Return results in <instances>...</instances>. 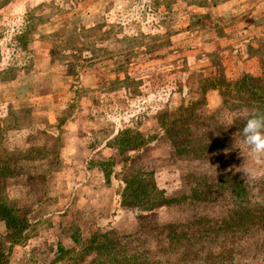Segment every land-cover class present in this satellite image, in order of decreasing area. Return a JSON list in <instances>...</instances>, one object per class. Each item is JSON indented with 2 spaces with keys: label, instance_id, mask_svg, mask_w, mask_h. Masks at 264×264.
I'll use <instances>...</instances> for the list:
<instances>
[{
  "label": "rangeland",
  "instance_id": "rangeland-1",
  "mask_svg": "<svg viewBox=\"0 0 264 264\" xmlns=\"http://www.w3.org/2000/svg\"><path fill=\"white\" fill-rule=\"evenodd\" d=\"M218 80L258 98L243 105L202 94ZM202 95L196 113L217 112V130H236L233 144L184 160L164 120ZM259 97L264 0H0V204L14 209L23 233L9 250L11 231L0 220V252L8 264H73L90 234L130 254L156 248L166 232L142 233L150 222L183 220L197 180L223 176L226 184L234 171L264 203V159L237 135L245 111H264ZM192 127L196 136L212 129ZM150 179L151 204H123L127 182ZM170 199L172 207L150 212ZM213 209L235 211L228 200ZM59 242L69 252L61 258ZM85 252L83 264L96 259Z\"/></svg>",
  "mask_w": 264,
  "mask_h": 264
},
{
  "label": "trees",
  "instance_id": "trees-1",
  "mask_svg": "<svg viewBox=\"0 0 264 264\" xmlns=\"http://www.w3.org/2000/svg\"><path fill=\"white\" fill-rule=\"evenodd\" d=\"M219 84L218 80L217 83L203 85L202 94L207 95L211 89L218 91L225 98L232 97L243 105L255 102L258 98L256 91L246 85H237L230 89ZM203 99L205 98L190 100L164 120L174 151L184 160L210 158L212 153L230 149L233 144L236 130H217L216 122L219 119L217 112L196 113ZM263 100L259 97V101ZM230 104L232 105L230 110L237 107L233 101ZM193 124L210 126L212 129H203L196 136L192 129ZM222 177H219L220 181L211 183L206 179L196 181L187 198L191 202H189L191 208L187 211L189 216L183 220L168 223L165 228L150 222V228L143 230L142 233H150L151 236L166 232L165 238L159 236L160 244L156 248L150 247V250L130 254L126 251L127 245L119 244L118 240L108 238L98 241L96 234H90L91 237L85 241L86 247L85 244L82 246L83 253L86 251L87 256L96 252L97 257L88 264H264V203L253 201L238 171H234L230 177L226 176L231 178L229 183L223 184ZM134 183L127 182L123 204L130 203L134 206L151 204L157 197L152 179L147 183L142 181L138 187L134 186ZM218 200H228L229 204L235 207V211L227 216L216 213L214 209L212 213V203L215 205ZM172 202L171 199L165 200L150 212L157 208L172 207ZM201 207L204 211L199 210ZM182 210L184 209H181L180 214ZM152 219L150 216V221ZM0 220L11 231L9 250H13L14 246L19 244V240L23 239L22 223L15 215L14 209L7 207L5 203L0 204ZM80 241L82 240L79 237L74 239L78 244ZM119 248L122 249L120 252ZM76 252L77 249L73 254ZM56 253L59 254L57 258H61L69 252H66L62 242H59ZM83 253L74 256L71 254L68 260L73 264H83L85 263ZM105 253L109 254L107 258L103 257ZM8 263V254L0 252V264Z\"/></svg>",
  "mask_w": 264,
  "mask_h": 264
},
{
  "label": "clouds",
  "instance_id": "clouds-1",
  "mask_svg": "<svg viewBox=\"0 0 264 264\" xmlns=\"http://www.w3.org/2000/svg\"><path fill=\"white\" fill-rule=\"evenodd\" d=\"M237 135L240 136V143L248 148L258 161L264 159V111H245L244 125Z\"/></svg>",
  "mask_w": 264,
  "mask_h": 264
}]
</instances>
